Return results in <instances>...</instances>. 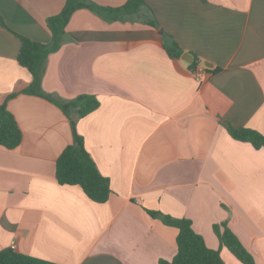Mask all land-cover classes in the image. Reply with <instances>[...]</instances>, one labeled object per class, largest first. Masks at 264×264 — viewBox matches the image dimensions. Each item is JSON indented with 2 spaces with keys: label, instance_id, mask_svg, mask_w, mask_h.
<instances>
[{
  "label": "crops",
  "instance_id": "1",
  "mask_svg": "<svg viewBox=\"0 0 264 264\" xmlns=\"http://www.w3.org/2000/svg\"><path fill=\"white\" fill-rule=\"evenodd\" d=\"M65 1L0 0V104L22 135L15 149L0 146V251L14 246L54 264L170 261L178 231L149 211L189 220L225 264H241L220 244L225 229L264 264V148L226 130L264 136V0H143L113 22L76 10L41 86L60 102L95 97L98 107L81 118L24 93L32 78L17 63L20 37L50 43L46 19ZM169 42L179 58L167 54ZM193 56L203 78L189 70ZM71 120L109 180L103 204L55 179Z\"/></svg>",
  "mask_w": 264,
  "mask_h": 264
},
{
  "label": "trees",
  "instance_id": "2",
  "mask_svg": "<svg viewBox=\"0 0 264 264\" xmlns=\"http://www.w3.org/2000/svg\"><path fill=\"white\" fill-rule=\"evenodd\" d=\"M143 0H128L121 7L108 8L99 6L90 0H66L61 11L46 19V26L51 33L47 45L20 37L21 47L17 56L19 66L29 72L32 81L24 91L26 94L42 97L55 104L65 116L75 111L79 118L94 111L99 102L90 95H79L69 101L60 102L42 90L43 69L48 55L59 49L63 41L65 27L72 14L79 9H87L108 22L118 21L127 14L140 10ZM149 25L155 26L153 22ZM171 58H179L183 51L175 42L165 46ZM199 59L192 57L189 70L196 73ZM206 71L211 72L206 69ZM219 72V69L212 71ZM11 95L10 97H13ZM72 143L68 145L55 161V179L61 186H75L91 201L103 204L107 202L111 189L109 180L98 170L90 154L86 151L83 138L75 130V122L71 120ZM229 136L237 141L246 142L255 149L264 148V136L248 128H234L226 124ZM22 135L13 116L6 109L5 103L0 104V146L7 150L15 149L21 143ZM147 213L153 217H161L163 224L177 229L176 254L170 261L160 260L158 264H225L217 251L207 248L201 236L192 228L186 219H175L159 212ZM221 246L225 247L241 264H255L253 256L243 247L236 236L229 230L216 232ZM0 264H54L20 254L12 249L0 251Z\"/></svg>",
  "mask_w": 264,
  "mask_h": 264
},
{
  "label": "built area",
  "instance_id": "3",
  "mask_svg": "<svg viewBox=\"0 0 264 264\" xmlns=\"http://www.w3.org/2000/svg\"><path fill=\"white\" fill-rule=\"evenodd\" d=\"M194 75L197 77V78H203V74L202 73H194ZM11 249H14V246L11 247Z\"/></svg>",
  "mask_w": 264,
  "mask_h": 264
},
{
  "label": "water",
  "instance_id": "4",
  "mask_svg": "<svg viewBox=\"0 0 264 264\" xmlns=\"http://www.w3.org/2000/svg\"><path fill=\"white\" fill-rule=\"evenodd\" d=\"M184 56H185V55H184ZM186 56L188 57V60L190 61V57H189V55H186ZM205 66H206L208 69L212 68V66L209 65V64H205Z\"/></svg>",
  "mask_w": 264,
  "mask_h": 264
}]
</instances>
